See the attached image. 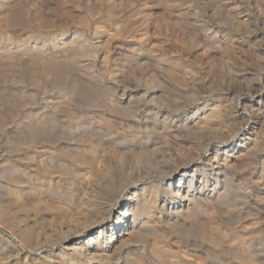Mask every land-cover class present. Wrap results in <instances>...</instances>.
<instances>
[{"label": "rangeland", "instance_id": "374dc122", "mask_svg": "<svg viewBox=\"0 0 264 264\" xmlns=\"http://www.w3.org/2000/svg\"><path fill=\"white\" fill-rule=\"evenodd\" d=\"M12 15L19 18L7 25L5 19ZM37 37L46 42L45 47L30 45ZM53 37L64 39L65 49L50 43ZM10 38L14 43L10 44ZM19 40L25 45H16ZM6 48L16 52L17 61L9 72H3L5 60L0 58V119L7 122L0 132V150L15 149L17 121L28 113L81 116L94 110L114 120L120 135H136L144 131L149 120L158 125L159 119L168 117V126L177 123L189 145L199 148L209 137L201 138L200 133L190 130L189 118L206 104H226L233 126L247 128L240 140L210 154L218 163L212 166L209 187L214 188L216 177L221 176L219 162L240 165L246 147L253 139H260L254 173L246 175L247 185L240 187L236 196L245 213L229 224L225 215L206 224L209 240L198 247L195 237L200 238L203 225L201 231L193 230L198 236H185L182 228L189 226L163 212L158 230L166 231L170 247L158 244L162 245L160 251L166 249L160 264H170L171 259V264H236L234 256L247 252L233 237L246 230L245 226L263 232L261 243L250 252L264 264V178H260L264 173V0H0V53ZM39 54H58L63 59L67 55V71L34 68L29 62ZM139 58L142 66L136 64ZM104 98L112 102L110 107L92 106L105 104ZM55 101L64 105L54 106ZM228 125L226 129L231 127ZM163 138L177 153L175 139L169 135ZM2 156L0 153V159ZM15 158L10 156V162ZM232 170L229 181L236 185L238 172ZM221 185L216 190L222 189ZM174 220H180L177 226L167 224ZM3 227L9 229L2 225L0 234H5ZM139 246H132L131 255L142 254L144 264H157L148 246H141L143 250ZM123 256L126 258L128 252ZM25 257L26 253L20 256L21 260Z\"/></svg>", "mask_w": 264, "mask_h": 264}, {"label": "bare ground", "instance_id": "6f19581e", "mask_svg": "<svg viewBox=\"0 0 264 264\" xmlns=\"http://www.w3.org/2000/svg\"><path fill=\"white\" fill-rule=\"evenodd\" d=\"M17 18L12 15L5 22L14 24ZM38 38L33 41L32 38L30 45L45 47L46 42L41 43ZM61 39L53 37L50 43L63 50L67 42ZM12 40L9 39L10 44L14 43ZM15 43L21 47L25 45L20 40ZM5 51L0 53V58L5 60L1 62L5 64L2 71L9 72L17 55L14 50ZM64 57L69 60L67 55ZM66 59L58 54H39L29 63L34 68L63 73L67 71ZM140 60L142 58L136 64L142 66ZM106 100L104 98L105 104L93 103L92 106L108 108L112 102ZM53 104L59 107L64 102ZM228 109L226 104L215 102L194 111L188 120V123L192 121L189 129L200 133L201 138L209 137L199 148L189 145L188 137L179 132L177 123L168 126V117H160L158 125L149 120L144 131L136 135H120L114 120L95 110L81 116L36 111L26 114L17 121L15 149L0 150L3 155L0 159V227L5 224L9 228L3 227L5 234H0V264H144L142 254L131 255L130 250L136 243L140 248L147 245L151 257L160 264L163 256L166 258L163 254L166 249L160 251L162 245L158 247V244L168 246L166 231L158 230L163 212L167 217L181 218L182 225L189 226L181 227L185 236H198L193 230L199 232L203 225L200 238L195 237V245L203 247L209 240L206 224L217 222L220 215H225V223L229 224L245 213L246 209L239 207L236 196L240 187L247 185L246 175L254 173L253 160L261 146L260 139H253L240 165L219 162L221 176L216 177L214 188L209 187L212 166L218 163L216 156L212 160L210 154L240 140L247 128L236 129ZM200 111L202 116L195 120ZM226 123L232 128L226 129ZM6 125L1 118L0 132ZM163 135L175 139L179 147L177 153L164 143ZM10 156L16 157L13 163ZM231 168L238 172L236 185L229 181L228 174L233 173ZM260 178H264L263 171ZM220 184L222 189L216 190ZM186 202H189L187 206ZM176 221L180 220L167 224L177 226L179 222ZM245 228L240 234L231 236L238 241L240 249L247 252L241 257L234 256V262L260 264L257 254L250 250L261 243L263 232L259 228ZM24 253L26 257L21 260ZM168 253H171L169 249ZM189 254L193 255L190 251Z\"/></svg>", "mask_w": 264, "mask_h": 264}]
</instances>
